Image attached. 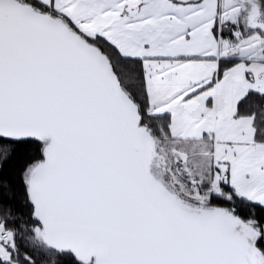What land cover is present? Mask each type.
Here are the masks:
<instances>
[{"label": "snow or ice", "instance_id": "snow-or-ice-1", "mask_svg": "<svg viewBox=\"0 0 264 264\" xmlns=\"http://www.w3.org/2000/svg\"><path fill=\"white\" fill-rule=\"evenodd\" d=\"M0 264H264V0H0Z\"/></svg>", "mask_w": 264, "mask_h": 264}]
</instances>
